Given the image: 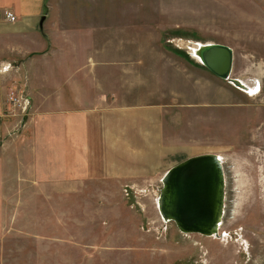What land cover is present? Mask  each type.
Returning <instances> with one entry per match:
<instances>
[{
	"label": "rangeland",
	"instance_id": "1",
	"mask_svg": "<svg viewBox=\"0 0 264 264\" xmlns=\"http://www.w3.org/2000/svg\"><path fill=\"white\" fill-rule=\"evenodd\" d=\"M10 4L0 0V264H264V0H44L28 32ZM199 44L230 47L232 78L259 92L212 74ZM71 88L91 110L162 113L167 148L150 177L71 179ZM202 154L223 161L220 237L184 234L158 209L166 172Z\"/></svg>",
	"mask_w": 264,
	"mask_h": 264
},
{
	"label": "crops",
	"instance_id": "2",
	"mask_svg": "<svg viewBox=\"0 0 264 264\" xmlns=\"http://www.w3.org/2000/svg\"><path fill=\"white\" fill-rule=\"evenodd\" d=\"M43 2L1 0L4 7L10 3L14 5L13 14L18 17L15 15L17 21L13 23L19 20L24 32L30 31L31 24L40 20ZM70 93V101L75 109L70 111L72 115L67 116L69 118L71 115L73 119L68 122L66 138L73 143L71 162L78 165L76 168L72 166L70 174L73 181L76 178L111 179L126 180V183L134 185L157 170L152 167L154 158L167 148L161 112L151 106L130 105L91 110L85 106L86 96L82 89L71 88ZM53 112L49 114H58L57 111ZM101 144L104 151H100Z\"/></svg>",
	"mask_w": 264,
	"mask_h": 264
},
{
	"label": "water",
	"instance_id": "3",
	"mask_svg": "<svg viewBox=\"0 0 264 264\" xmlns=\"http://www.w3.org/2000/svg\"><path fill=\"white\" fill-rule=\"evenodd\" d=\"M44 21L42 17V30ZM194 53L216 77L235 83L230 47L199 45ZM162 184L158 209L163 220L174 222L184 234L218 236L226 201V177L219 155L202 154L180 162L166 172Z\"/></svg>",
	"mask_w": 264,
	"mask_h": 264
},
{
	"label": "bare ground",
	"instance_id": "4",
	"mask_svg": "<svg viewBox=\"0 0 264 264\" xmlns=\"http://www.w3.org/2000/svg\"><path fill=\"white\" fill-rule=\"evenodd\" d=\"M199 45H206V44H199ZM198 46H197V48L193 49V56L197 57L199 59V57L197 55H195V53H194V51L198 49ZM199 62L202 64L200 59H199ZM231 79L236 80L235 83H231L232 85H234V87H236V88H238V89H240L242 91H246L247 93H250V95H255V93L259 92V90H260V83H259V81L257 79L245 80V79L232 78V76H231ZM220 159L222 161L221 157H220ZM222 163H223V161H222ZM222 224L223 223L221 222V225H220V228H219V231H218V236H215V237H220V229H221Z\"/></svg>",
	"mask_w": 264,
	"mask_h": 264
},
{
	"label": "built area",
	"instance_id": "5",
	"mask_svg": "<svg viewBox=\"0 0 264 264\" xmlns=\"http://www.w3.org/2000/svg\"><path fill=\"white\" fill-rule=\"evenodd\" d=\"M7 17H8V19H11L12 21L16 20V18L13 14H8ZM6 70H7V68H6ZM13 102L15 103L16 106L21 105L23 103V104H26V107H27V105H29L30 100L24 99L23 97L20 96L17 98H13Z\"/></svg>",
	"mask_w": 264,
	"mask_h": 264
}]
</instances>
